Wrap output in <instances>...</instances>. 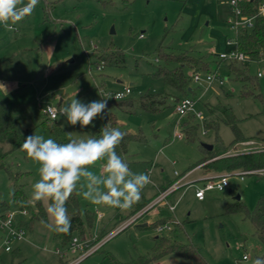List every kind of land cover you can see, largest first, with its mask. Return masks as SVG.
Segmentation results:
<instances>
[{"label": "rangeland", "instance_id": "obj_1", "mask_svg": "<svg viewBox=\"0 0 264 264\" xmlns=\"http://www.w3.org/2000/svg\"><path fill=\"white\" fill-rule=\"evenodd\" d=\"M231 16L229 0H39L31 15L17 22L14 30L0 25V96L15 111L20 129H34L35 135L51 138V130L41 124L47 119L43 110L49 104L57 109L53 122L73 138L87 139L108 125L109 114H113L119 126L137 135L130 141L124 161L133 173H147L151 178V183L142 189L140 200L123 210L86 199L81 193L87 191V180L82 178L85 187H77L80 206L94 216L92 225H85L84 235H76L81 249L71 243L61 245L54 231L45 226L50 222L48 215L45 223L36 219L31 228L24 226L25 237L10 242H6L0 224V264H114L112 257L125 263L148 254L157 236H171L196 246L208 264H252L264 252L245 211L227 210V204L237 201L250 211L260 200L264 203L261 169L243 178L238 174L243 169L228 171L229 186L206 190L203 201L195 197L196 187L203 186V181L193 179L188 185L178 186L166 203L162 201L150 209L148 203L128 216L137 204L154 198L158 186L178 181L204 156V149L213 148L217 139L225 145L233 141L224 108L235 115L241 134L255 142L232 146L221 156L264 147V143H259L264 139V58L249 62L260 97L243 95L242 82L228 74L226 62L218 67L215 63L221 52L234 46L236 31L228 22ZM161 46L164 51L193 50L208 57L211 72L217 71L224 79L223 84L218 78L211 83H191L190 96L197 98L195 109L202 114L193 120L198 124L194 141L186 139L183 122L187 117L179 120L173 99L155 113L143 109L129 113L118 108L112 97L125 87H130L127 97L132 99L147 92L181 95L154 74L162 64L157 58ZM109 48L121 49L124 62L100 65L97 54ZM258 72L261 77H257ZM109 96L112 99L107 118H97L95 127L71 126L59 115L58 109L74 98L91 102ZM212 121L217 122V127H206ZM176 132L182 137H174ZM4 148L8 150L10 145ZM5 163L6 167L0 169V202L8 203L9 210L20 219V207L12 204L10 195L14 183L21 185L29 202L23 207L29 215L22 219L28 221L35 210L33 184L40 179V165L21 146L8 153ZM105 163L106 159L97 161L89 170L103 177ZM42 203L46 210L47 204ZM169 204L174 206L173 211ZM139 212L140 218L109 237ZM4 217L0 215V220ZM162 219L169 222L171 229L158 231L152 226ZM96 246L99 248L93 251ZM244 255L248 259H243ZM154 263L195 264L173 252Z\"/></svg>", "mask_w": 264, "mask_h": 264}, {"label": "trees", "instance_id": "obj_2", "mask_svg": "<svg viewBox=\"0 0 264 264\" xmlns=\"http://www.w3.org/2000/svg\"><path fill=\"white\" fill-rule=\"evenodd\" d=\"M264 0H244L241 3L243 7V13L246 15H254L256 13L257 5L259 2ZM162 46L158 48V59L161 60L155 71L156 76L163 78L164 82L173 88H175L181 95H171L170 93H145L141 94L138 98H122L114 99L115 104L118 108L123 109L129 113H134L137 109H143L145 111L155 113L160 111L162 108L169 106L167 103L168 99H173V106H175L183 97L190 96L193 92L190 89V85L193 82V76L197 72L208 73L211 72L210 64L211 61L208 57L201 55L200 53H193L191 51H180L174 52L172 50H161ZM233 49L244 52L248 55L250 60H260L264 58V19L256 18L254 25L251 28H239L236 31V39ZM97 61L100 65L105 64H121L124 62V54L121 49H107L99 52ZM226 62L227 71L229 75L236 80H239L243 84V95H253L260 97L261 94L257 93V84L255 77L251 75L250 61H240L237 59H226L221 58L218 55L215 61L218 67L221 63ZM258 77V75H257ZM227 115V123L230 125L234 139L229 145H225L219 139L213 145L212 149H204L206 152L204 156L196 163H194L189 169L199 165L200 163H208L204 165V168L215 170V171H232L236 169L243 170H257L264 169V147L256 149L255 151H249L244 153H238L235 155L221 156L222 154L229 151V149L238 142L248 141L250 139L245 138L238 128L237 120L231 110L224 108ZM187 120L183 122V132L185 137L189 141H194L197 136L198 124L194 123L196 116L193 113L188 114ZM189 117V118H188ZM191 119V120H190ZM41 124L49 128L52 132V139L58 143H67L69 138H73L65 129L60 125L53 122V119L47 117ZM108 126L112 128H118L124 137L121 143L117 146V154L123 159L124 155L128 152V146L131 140L135 139L137 135L129 133L124 127L119 126L117 119L113 114H109ZM206 127H217V122L212 121L207 123ZM34 134V129H28L22 131L19 127L18 118L13 109L8 108L0 96V169L6 167L5 159L10 151H13L20 147L26 136ZM102 134L100 130L93 138H99ZM264 142V139H262ZM9 144L10 148L5 150L4 145ZM221 156V157H218ZM124 160V159H123ZM169 185L162 187L161 190L167 188ZM159 194V191L155 194L154 198ZM11 202L13 205L23 208L29 205L26 194L24 193L21 185L14 183V189L10 195ZM154 198L145 200L141 204H137V209L133 208L130 216L133 212L137 211L141 207L150 203ZM35 210L28 221H24L21 217L19 219V225L22 227L27 226L31 228L34 220H47V213L42 201H35ZM10 206L5 201L0 202V215L5 216ZM66 208L68 209V215L71 219V229L67 234L57 233L54 231V236L60 241L61 245L67 246L72 242L76 235L81 237L84 235L85 225L91 226L93 223V212L89 209H84L80 206L77 190L73 192L69 200L66 202ZM244 210L246 215L249 217L255 234L264 245V203L262 200L258 202L255 209L250 211L241 202L237 201L232 204H227L228 211ZM119 219L120 215H116ZM127 216V217H128ZM124 219V218H122ZM121 219V220H122ZM169 223L166 219H162L158 222L152 223V226L157 227L159 225ZM173 252L180 257L189 258L194 261L195 264H208L201 255L199 249L194 245H188L177 241L171 236H157L156 242L152 250L146 254L141 255L136 259H132L129 262H120L112 257L114 264H152L159 258L167 253ZM61 253V251H60ZM261 261L264 264V252L257 256L252 264H256L257 261Z\"/></svg>", "mask_w": 264, "mask_h": 264}, {"label": "clouds", "instance_id": "obj_3", "mask_svg": "<svg viewBox=\"0 0 264 264\" xmlns=\"http://www.w3.org/2000/svg\"><path fill=\"white\" fill-rule=\"evenodd\" d=\"M39 0H0V25L8 30L25 16L31 15ZM117 99L120 97L117 96ZM102 98L83 102L74 98L58 109L59 115L66 118L71 126L80 128L95 127L97 118L106 119L109 100ZM51 111V109H50ZM124 137L118 128L105 124L99 138L71 139L58 143L52 138L30 134L26 136L21 150L36 161L40 179L33 184V200L47 204L49 217L45 226L57 233L67 234L71 229L66 202L77 187L83 189L82 178L87 180V191L81 194L93 204L127 209L141 198L142 189L151 183L147 173H133L129 165L117 154L116 148ZM106 159L103 177L95 175L89 166ZM256 264H262L257 261Z\"/></svg>", "mask_w": 264, "mask_h": 264}, {"label": "built area", "instance_id": "obj_4", "mask_svg": "<svg viewBox=\"0 0 264 264\" xmlns=\"http://www.w3.org/2000/svg\"><path fill=\"white\" fill-rule=\"evenodd\" d=\"M244 0H229V4L231 6V11H232V16L228 19V22L231 24V27L237 31L239 28H251L254 25V20L256 18L264 19V1L259 2L257 5L256 13L254 15H246L243 13V7L241 6V3ZM140 36H143L142 34ZM228 43H232L230 40H228ZM235 44V43H234ZM219 56L221 58H226V59H237L243 62L250 61V58L248 57L247 54H245L242 51H239L237 49H230L227 52L220 53ZM259 77L262 76L261 72H258L257 74ZM218 78V82L220 84L224 83V79L222 77H219L217 74V71L214 72H208V73H201L197 72L193 76V81L200 83L202 81H206L208 83H211L213 80ZM131 92L130 87H125L123 90H119L113 93L112 97L114 99H117L116 97L119 96V99L127 97V95ZM197 103V98L191 97V96H186L183 97L176 105H175V111L178 114L179 118H184L188 114L193 113L197 118L201 117L202 114L200 111H196L195 105ZM51 109V111H50ZM43 112L46 114L47 117L54 119L57 117V109L51 105H47ZM177 137H182L181 133H176ZM253 142V141H251ZM262 148V147H260ZM258 147H255L254 149H249L246 150V152L249 151H255L256 149H260ZM256 170H242L239 171L238 174L243 178V176L247 173H253ZM261 173L264 172V169L259 170ZM177 174V173H176ZM231 176L230 172H218L214 173L211 175H207L203 177V186L196 187L195 190V196L202 200L205 197V192L206 190H211V189H218V190H224L227 186H229V178ZM184 177H180V179L167 188L160 190L159 194L149 203V209L150 207H154L158 203L162 201H166L168 195H170L178 186L181 185L182 179ZM168 208L170 211L174 210V206L169 204ZM19 212L21 217H27L28 211L25 208H19ZM142 215V212H139L137 215L134 217H131L129 220L124 222L119 229L113 231L109 237L114 235L118 230H121L125 228L127 225H129L131 222L136 220L137 218H140ZM1 227L5 231V240L6 242H10L11 239H22L25 237V232H24V227L19 225V219L17 220V215L15 211L13 210H8L5 214V217L0 220ZM158 231H163L164 229H171L169 223H165L162 225H159L156 227ZM71 245L75 248L79 247L81 249V244L79 243V240L77 237H74ZM99 246H96L94 250L98 249ZM6 249H10L9 246L6 247ZM58 253H60V250H58ZM92 251V252H93ZM243 259H248L247 255L243 256ZM152 264H157V263H152Z\"/></svg>", "mask_w": 264, "mask_h": 264}, {"label": "crops", "instance_id": "obj_5", "mask_svg": "<svg viewBox=\"0 0 264 264\" xmlns=\"http://www.w3.org/2000/svg\"><path fill=\"white\" fill-rule=\"evenodd\" d=\"M231 49H233V47L231 48ZM221 53H223V52H221ZM261 77V76H260ZM194 82V81H193ZM190 89H192L193 90V88H191V85H190ZM199 96V95H198ZM197 96V97H198ZM191 97H195V96H191ZM196 98V97H195ZM174 110H175V106H174ZM176 112V111H175ZM178 115V114H177ZM183 119V118H182ZM179 120H181V118H179ZM176 133H178V132H176ZM176 133L174 134V137H177L176 136ZM178 138H181V137H178ZM251 141H253V142H255L254 140H252V139H250V140H248V141H243V142H238V143H236L233 147H238L239 145H241V144H244V143H246V142H251ZM259 143H264L263 142V140H260V142ZM202 158V157H201ZM211 161V160H210ZM206 163H208V161H206V162H203V163H200L199 165H196L195 167H193V168H191V169H189L182 177H184L183 179H182V182H181V185L183 184V186H185L186 184L188 185V184H190L191 182H193L194 180L193 179H196V180H201L202 181V179H203V177H205V176H207V175H211V174H214V173H218V171H215V170H211V169H207V168H204V165L206 164ZM219 172H227V171H219ZM192 175H196V177H194V178H191V176ZM177 181V180H176ZM174 182H170V183H167L166 185H171V184H173ZM165 185V186H166ZM162 187H164V186H158V189H157V191H160L161 189H162ZM169 196V195H168ZM196 197V196H195ZM168 198V197H167ZM197 198V197H196ZM198 199V198H197ZM204 199H205V197H204ZM204 199H202V200H200V199H198V200H200V201H203ZM167 202V199H166V201H165V203ZM133 209H131V211H132ZM149 224H147V225H144V226H148Z\"/></svg>", "mask_w": 264, "mask_h": 264}, {"label": "water", "instance_id": "obj_6", "mask_svg": "<svg viewBox=\"0 0 264 264\" xmlns=\"http://www.w3.org/2000/svg\"><path fill=\"white\" fill-rule=\"evenodd\" d=\"M208 146V145H207ZM208 148H212V146H208Z\"/></svg>", "mask_w": 264, "mask_h": 264}]
</instances>
